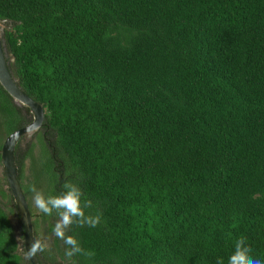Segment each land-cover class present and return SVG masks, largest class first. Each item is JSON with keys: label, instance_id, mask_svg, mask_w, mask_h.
Wrapping results in <instances>:
<instances>
[{"label": "trees", "instance_id": "1", "mask_svg": "<svg viewBox=\"0 0 264 264\" xmlns=\"http://www.w3.org/2000/svg\"><path fill=\"white\" fill-rule=\"evenodd\" d=\"M0 19L45 111L21 187L29 158L37 190L71 181L101 214L68 229L94 253L69 260L56 213H31L41 264H217L241 237L264 260V0H0ZM0 118L1 146L26 124L1 86ZM0 195V264H25Z\"/></svg>", "mask_w": 264, "mask_h": 264}, {"label": "clouds", "instance_id": "2", "mask_svg": "<svg viewBox=\"0 0 264 264\" xmlns=\"http://www.w3.org/2000/svg\"><path fill=\"white\" fill-rule=\"evenodd\" d=\"M62 187L64 190L59 194L46 197L34 185L30 186L29 190L33 193V204L44 215L51 216L53 212L56 213L58 219L52 228V233L67 246L65 256L69 260L77 254L91 257L94 253L82 249L74 236L66 235V232L73 224L80 227L85 225L96 227L100 223L101 214L97 213L95 216L85 214V208H90L92 204L88 200L82 203L83 193L77 185L67 181ZM18 240L20 243L17 246L28 260L48 248L46 242L34 237L30 248L25 250L23 237H18ZM217 264H264V260L253 256L252 250L247 246L246 238L241 237L236 240L233 250L227 256V259L219 258Z\"/></svg>", "mask_w": 264, "mask_h": 264}, {"label": "water", "instance_id": "3", "mask_svg": "<svg viewBox=\"0 0 264 264\" xmlns=\"http://www.w3.org/2000/svg\"><path fill=\"white\" fill-rule=\"evenodd\" d=\"M12 25L8 20L0 19V86L9 94L14 104L25 106L30 111L32 120L27 125L15 129L5 137L0 148V163L17 215L10 216L9 219L13 225L19 220L23 228V246L25 250H28L34 239L32 216L18 179L14 148L20 138H23L25 142L31 141L33 135L43 126L45 111L41 103L30 98L17 85V80L13 78L7 67L3 32L4 28H10ZM8 58L11 61L14 59L12 55H9ZM28 261L30 264H41L38 255Z\"/></svg>", "mask_w": 264, "mask_h": 264}, {"label": "rangeland", "instance_id": "4", "mask_svg": "<svg viewBox=\"0 0 264 264\" xmlns=\"http://www.w3.org/2000/svg\"><path fill=\"white\" fill-rule=\"evenodd\" d=\"M0 122H2L1 119H0ZM2 131H3V129L0 130V132H2ZM37 146H38V142H37L36 137H35V139L31 143V145L27 148V150L30 149L31 153H33L35 155V154L38 153ZM22 158H24V156ZM30 173H31L30 160H29V158H24V159H22V170H21V175H22L21 182H22V189L24 191H25L26 186H32L33 175L30 174ZM0 186H1L2 189H6V187H7V184L5 183V180H4V176H3V171H2L1 165H0ZM32 197H33V195H30V197L27 196L26 200H27L28 205H29V203H31V213L33 215H36V214L39 213V210L33 204ZM0 200L3 201V202L5 201L4 199H2L1 195H0ZM34 218H35V216H33V219ZM37 232H38L37 237L42 239L44 242H46L48 244L49 240H50V233L47 230V225L42 223L37 228Z\"/></svg>", "mask_w": 264, "mask_h": 264}, {"label": "flooded vegetation", "instance_id": "5", "mask_svg": "<svg viewBox=\"0 0 264 264\" xmlns=\"http://www.w3.org/2000/svg\"><path fill=\"white\" fill-rule=\"evenodd\" d=\"M15 105H16V104H15ZM17 107L20 108L21 111H22V113L25 115L24 121L26 122V124L23 125V126H25V125H27L28 123H30L31 120H32L31 113H30V111H29L28 109H26L25 106H19V105H17ZM1 118H2V117H1ZM1 118H0V119H1ZM39 131H41V130H39ZM39 131H38V132H39ZM38 132H37V133H38ZM37 133H36V134H37ZM36 134L33 135L31 141H29V142H25V140H24L23 138H20V139L17 141V143L15 144V148H14L15 157H16V154H17L18 152H20V151H21V152H20L21 154L26 152L27 148L31 145V143H32L33 140L35 139ZM6 136H7V135H6ZM6 136H4V139H5ZM4 139H3V140H4ZM2 142H3V141H2ZM1 145H2V144H1ZM0 148H1V146H0ZM15 162H16V161H15ZM0 165H1V163H0ZM1 168H2V167H1ZM13 216H17V215H16V212L14 213ZM14 225H15V227H16V229H17V234H18L17 239H18V237H23V228H22V226H21L19 220L16 221V223H15ZM32 227H33V221H32ZM18 230H19V232H18ZM19 243H20V241H18V244H19ZM17 251H19V252L21 253V255L25 258L24 253L20 250V248H19L18 246H17ZM37 255H38V254H37ZM25 259H26V258H25ZM39 260H40V259H39ZM25 264H30L29 261H28V259H26Z\"/></svg>", "mask_w": 264, "mask_h": 264}]
</instances>
